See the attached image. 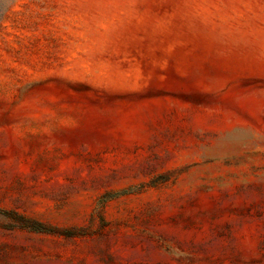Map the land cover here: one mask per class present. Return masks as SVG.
I'll return each mask as SVG.
<instances>
[{
  "label": "rangeland",
  "instance_id": "rangeland-1",
  "mask_svg": "<svg viewBox=\"0 0 264 264\" xmlns=\"http://www.w3.org/2000/svg\"><path fill=\"white\" fill-rule=\"evenodd\" d=\"M0 264H264V0H0Z\"/></svg>",
  "mask_w": 264,
  "mask_h": 264
}]
</instances>
